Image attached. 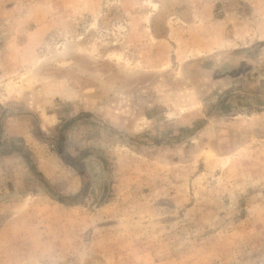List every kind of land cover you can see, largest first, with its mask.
<instances>
[{
  "label": "rangeland",
  "instance_id": "obj_1",
  "mask_svg": "<svg viewBox=\"0 0 264 264\" xmlns=\"http://www.w3.org/2000/svg\"><path fill=\"white\" fill-rule=\"evenodd\" d=\"M0 264H264V0H0Z\"/></svg>",
  "mask_w": 264,
  "mask_h": 264
}]
</instances>
